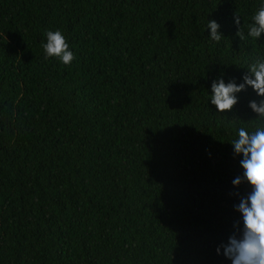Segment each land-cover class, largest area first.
I'll use <instances>...</instances> for the list:
<instances>
[{
    "label": "trees",
    "instance_id": "trees-1",
    "mask_svg": "<svg viewBox=\"0 0 264 264\" xmlns=\"http://www.w3.org/2000/svg\"><path fill=\"white\" fill-rule=\"evenodd\" d=\"M0 264H264V0H0Z\"/></svg>",
    "mask_w": 264,
    "mask_h": 264
}]
</instances>
